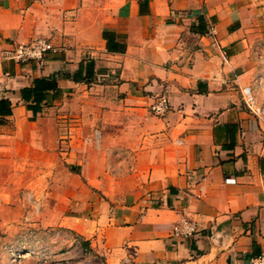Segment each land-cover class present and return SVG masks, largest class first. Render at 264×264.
<instances>
[{
	"label": "crops",
	"instance_id": "crops-1",
	"mask_svg": "<svg viewBox=\"0 0 264 264\" xmlns=\"http://www.w3.org/2000/svg\"><path fill=\"white\" fill-rule=\"evenodd\" d=\"M199 18L204 33L191 29ZM239 20L230 0H0V52L34 36L59 48L42 64L0 57L11 103L0 199L17 181L32 191L46 181L62 224L104 264H249L264 253V121L242 96L250 87L264 115V67ZM89 61V82L59 77L54 99L26 109L19 90L34 78L85 75ZM160 94L162 117L149 110ZM182 218L198 231L173 240Z\"/></svg>",
	"mask_w": 264,
	"mask_h": 264
},
{
	"label": "rangeland",
	"instance_id": "rangeland-1",
	"mask_svg": "<svg viewBox=\"0 0 264 264\" xmlns=\"http://www.w3.org/2000/svg\"><path fill=\"white\" fill-rule=\"evenodd\" d=\"M230 1L240 14L249 58L264 67V0ZM46 185L39 181L32 191L29 181H17L0 199V264H104L87 240L62 224L61 205Z\"/></svg>",
	"mask_w": 264,
	"mask_h": 264
},
{
	"label": "built area",
	"instance_id": "built-area-1",
	"mask_svg": "<svg viewBox=\"0 0 264 264\" xmlns=\"http://www.w3.org/2000/svg\"><path fill=\"white\" fill-rule=\"evenodd\" d=\"M208 34H213L212 28L208 30ZM58 49L59 48L48 38L44 36H34L29 38L26 42L11 43L1 50L0 57L3 60H11L20 64L28 62L42 64L47 54L55 53ZM242 96L248 109L257 117L262 116L264 121L263 107L256 104L251 94L250 87L247 86L242 89ZM168 109V98L164 94L157 95L149 106L150 112L159 117L164 116ZM197 231L198 228L195 222L182 218L173 224L170 237L173 240H186L193 237ZM132 254L135 253L132 252ZM249 264H264V253L251 257L249 259Z\"/></svg>",
	"mask_w": 264,
	"mask_h": 264
},
{
	"label": "trees",
	"instance_id": "trees-1",
	"mask_svg": "<svg viewBox=\"0 0 264 264\" xmlns=\"http://www.w3.org/2000/svg\"><path fill=\"white\" fill-rule=\"evenodd\" d=\"M197 29L191 28L199 33L205 32V25L201 18L198 19ZM115 48V47H114ZM92 62L89 61L86 64V73L82 75V66L81 69L77 70L70 76L65 73H59L57 75L51 76H41L34 78L29 86H25L19 90L20 97L26 107L30 110L33 115H36L41 109L46 106L50 100L54 99L58 94L59 88L57 85V79L59 77H71L74 80H84L89 82L87 79L90 72V67ZM88 73V74H87ZM11 113V103L6 98H0V116H6Z\"/></svg>",
	"mask_w": 264,
	"mask_h": 264
}]
</instances>
